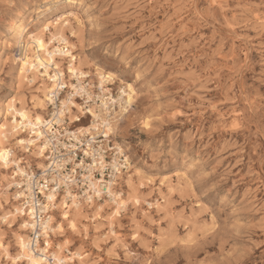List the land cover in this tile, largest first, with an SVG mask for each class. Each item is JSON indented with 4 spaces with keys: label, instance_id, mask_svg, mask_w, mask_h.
Listing matches in <instances>:
<instances>
[{
    "label": "rangeland",
    "instance_id": "374dc122",
    "mask_svg": "<svg viewBox=\"0 0 264 264\" xmlns=\"http://www.w3.org/2000/svg\"><path fill=\"white\" fill-rule=\"evenodd\" d=\"M61 1L0 0V132L12 120V100L31 108L42 98V79L30 84L20 75L13 26L29 25L27 40L49 41L45 26L54 32L63 15L75 14L64 33L91 76L82 82H99V67L116 74L113 91L136 92L112 139L134 167L119 176L116 192L127 197L132 181L141 205L129 204L114 221L117 241L111 202L82 203L78 230L65 224L63 238L51 235L53 252H80L74 264H264V0ZM77 29L80 39L71 36ZM67 66L61 61L66 82H77ZM26 135L11 142L18 158L26 156L17 143ZM37 163L32 155L22 166L37 170ZM16 172L0 165V240L12 255L16 235L29 234L20 232L22 220L2 221L21 207ZM105 202V220H94ZM62 213L53 212L58 222ZM0 264H11L1 250Z\"/></svg>",
    "mask_w": 264,
    "mask_h": 264
},
{
    "label": "built area",
    "instance_id": "2783aa9c",
    "mask_svg": "<svg viewBox=\"0 0 264 264\" xmlns=\"http://www.w3.org/2000/svg\"><path fill=\"white\" fill-rule=\"evenodd\" d=\"M60 78L49 93L50 114L41 126L47 130L41 142L45 166L41 170L26 166V174L16 178L15 186L32 224L25 250L44 264H59L48 246L52 235L48 223L55 210L48 202L49 194L65 197L69 203L110 202L120 189L119 176L128 170L123 151L114 139L106 141L102 135L78 134L76 127L86 119L90 124L101 122L91 115V109L103 116L107 126L113 125L125 108L120 91L111 87L105 91L99 82H66L65 72ZM70 111L76 112L81 121L71 123Z\"/></svg>",
    "mask_w": 264,
    "mask_h": 264
},
{
    "label": "bare ground",
    "instance_id": "6f19581e",
    "mask_svg": "<svg viewBox=\"0 0 264 264\" xmlns=\"http://www.w3.org/2000/svg\"><path fill=\"white\" fill-rule=\"evenodd\" d=\"M52 2L53 1H50L49 3ZM72 2L73 0H63V2L61 1V3H65V4ZM49 3L44 6L47 8V12L51 11V7H49L50 6ZM74 15L75 14L73 13H70L68 15H63L61 17L62 25L61 26L58 24L54 25V30H55L54 32L51 31L50 23L48 24L46 23L47 25L44 28V32L51 33L49 41H47L45 34L30 35V38L27 40V36L30 33L28 27L29 25H25V23L24 24L20 23L18 25L13 26L14 32L16 33L17 36V43L21 48L20 49L21 53L19 55L20 57L18 59L20 66V75L23 77L24 81H28L30 84H33L36 79L39 78L42 79L41 82L42 98L39 99V101L37 100L31 102L33 104V107L30 108L29 104L22 102L21 103L22 106H19L20 107L19 108L16 100H12L11 103L6 106V116L7 118L10 117L12 120L8 124V126L5 129L1 130L0 132V141H1L0 165L2 166V169L5 171H9L14 166L17 167V172L13 177L14 180L20 174L21 175L26 174V170H25L26 166H22V163L25 160H29L32 155H34L35 160H38L37 163L38 169H42L45 166L44 147L41 144V142L44 140L47 130L42 129L41 126H43L44 124L45 114L46 112H48L49 109L48 108L49 93L54 88L53 83L59 82V80L61 79L60 77H62L63 74V71L60 67L61 61L68 60L66 73H68L70 77L73 78L75 81L82 82V80L91 77L89 72L83 71L85 69L84 67L85 65L78 62L77 58L74 56V52H75L74 50L76 49V47L74 46L75 44L74 45L71 44L69 38L64 33V30H66V28L70 25L69 18L73 17ZM77 21L79 22L80 20L77 19ZM19 22H22V20H19ZM59 26L61 27V29H59L60 28ZM68 30L70 29L68 28ZM80 34H81L80 30L78 31V29L77 32L74 30H72L71 32V36L76 37L78 39H80L81 37ZM56 44L62 45L63 47L60 48L56 46ZM94 70L96 71V75L98 76L99 84L105 89V91H108L110 86H113L114 84L117 83L114 82V80L117 78L115 73L106 72L99 67H96ZM141 81L142 79L140 78V75H136L135 83H140ZM120 93L122 99L121 101L123 104H125L123 113H127L128 112L127 108L131 107L135 103L136 92L132 89L129 92L125 89H121ZM72 105L74 106V108H78V110H80L77 104L72 103ZM70 113H71L70 114L71 123H76L80 121L79 116L76 114V112L70 111ZM90 113L94 118H98V121L101 122L99 124H96L93 121L92 124H90L89 126L79 127L77 129L78 134L94 135L99 133L100 135L103 136V138L106 141L111 140L117 134L118 127L120 125L119 122L116 120L113 125L107 126L101 114L97 115V113H95L93 109L90 110ZM146 126H148V124H146ZM26 133H27L26 137L20 139L17 142L20 146L23 147L24 149L23 154L26 156L22 158H18L16 157L14 150L10 148L11 142L21 138L22 135ZM126 162H127V169H129L128 166H130V168L132 169L134 168L132 165H129L127 159ZM180 176H183V172L182 173L179 172L173 175V177H180ZM148 182L152 183L153 181L148 179ZM128 185L130 187L131 192L127 197L124 198L123 194H121V192L120 193L118 192V194L117 193L113 194L112 199H110V202L113 205L112 209L114 208L108 219L110 224V233L114 235L117 241L119 238L115 230L114 221L122 217L121 214L122 210H124L129 204L132 203L136 206L141 205V198L138 195L136 189L133 187L132 181L129 180ZM15 186H17L16 183ZM171 186H169V189L172 191L173 188ZM11 187L12 184L9 183L6 188L7 191H9ZM1 190L2 189L0 186V191ZM1 200H0V207L3 208V204ZM15 200H17L16 202H18L19 195L15 196ZM48 202L54 205V209L59 208L63 212L61 216V221L59 222L57 221L54 215L50 216L48 225L51 234L53 236H56L58 234L57 237L63 238L66 232L64 226L65 224H67L68 229L70 231L76 232L78 230V223L82 218L83 214L85 213L82 207V203L77 202L75 200L69 203L67 202V199L65 197L60 198L59 196L53 194H49ZM107 202L97 207V209L94 211V220H99V221L105 220L102 219L101 213L104 211L105 209L104 206L107 205ZM95 204L96 203H92V205H90V208L93 209ZM149 205L151 206L152 204ZM154 205L156 206V208L159 207L158 202ZM71 211H73L74 214H72ZM13 215H14L13 217L14 219L11 220L10 215L7 214L2 218V221L7 222L9 227H13L16 220H22L21 231H20L21 233H24L31 228L32 226L31 221L28 218H27L28 220L27 219L25 220L27 214L23 210L22 206L21 207L15 206V213ZM8 219L10 220L8 221ZM46 237L49 236L46 235ZM15 238L18 248V252L15 255H12L9 252L7 246L4 245L2 240H0V250L4 254L6 260L11 262V264H24V263L44 264L40 258H38L37 256L29 255L26 252L25 250L26 235L17 234ZM67 243L68 242H66V244ZM48 246L51 248L50 241L48 243ZM58 250H62V247L58 246ZM53 255L54 258L57 259L59 264H67V263L74 264L76 260L82 261V254H80V252L70 253L71 256L69 257H62L58 252H54Z\"/></svg>",
    "mask_w": 264,
    "mask_h": 264
}]
</instances>
